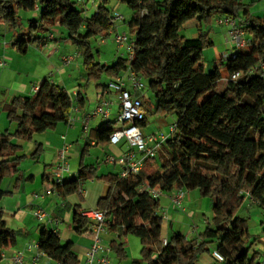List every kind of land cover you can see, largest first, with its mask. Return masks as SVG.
I'll list each match as a JSON object with an SVG mask.
<instances>
[{
  "label": "trees",
  "instance_id": "obj_1",
  "mask_svg": "<svg viewBox=\"0 0 264 264\" xmlns=\"http://www.w3.org/2000/svg\"><path fill=\"white\" fill-rule=\"evenodd\" d=\"M122 1L132 10L128 25L133 56L130 60L120 56L112 64L95 61L90 43V38L106 36L114 26L108 0H99L89 16L77 7L78 0H0V23L12 31L10 46L19 53L46 44L48 34L56 26L62 27L83 60L84 70L77 81L96 82L102 75L113 79L130 68L146 82L154 111L174 115L175 132L161 144L156 157L144 161L138 173L98 176L108 185L95 207L105 213L107 231L117 232L118 237L133 234L140 240L141 258L132 264H196L210 243L223 256L221 264H262L259 252L251 250L254 240L247 218L239 211L246 198L264 206V17L251 14L249 4L242 0ZM20 10L36 11V15L22 26ZM217 15L233 18L249 41L243 48L233 46L221 57L220 65L210 68L201 59L204 48L213 45L209 27ZM196 18L208 31L200 30L190 39L180 35L183 24ZM222 70L225 83L219 86ZM236 71L240 75L231 78ZM105 85L97 83L96 88ZM82 87L79 83L73 100L64 86L44 79L32 95H15L3 105L16 128L13 133L0 130V200L11 193L1 188L5 178L17 175L14 189L26 180L19 169L20 145L12 137L31 140L35 133L67 122L74 101L83 106ZM146 124L145 116L138 125ZM114 129V120H103L88 139L107 145ZM41 150L37 145L31 156ZM96 170L82 155L75 176L51 185L60 196L77 193L81 197L82 182L96 176ZM46 178L50 181L49 175ZM155 187L163 193L198 190L200 196L210 199L212 218L198 237L187 239L174 232L162 244L160 197L153 198L148 192ZM81 212L79 204L73 207L71 224L76 234L89 229ZM39 226L38 250L57 264H80L71 241L62 242L56 230ZM20 234L19 229L7 226L0 206V260L3 250L14 246ZM110 246L119 257L126 256L121 242L112 240Z\"/></svg>",
  "mask_w": 264,
  "mask_h": 264
},
{
  "label": "crops",
  "instance_id": "obj_2",
  "mask_svg": "<svg viewBox=\"0 0 264 264\" xmlns=\"http://www.w3.org/2000/svg\"><path fill=\"white\" fill-rule=\"evenodd\" d=\"M21 12L23 19L22 26H25L27 19L36 15V11L30 12L27 10H21ZM191 21H194V19H191ZM196 25H199V27H201L202 25L201 21L199 20L196 23ZM9 31L10 30L4 24L0 23V42H2L0 43L1 55H5V54L13 55V51L9 48L7 49L8 42L6 41V39ZM52 34H53V38L50 39L46 44L42 46H36V45L29 46L27 52L32 53L37 58H40L44 62H46L44 68L42 69V72L40 71V73L42 75L46 73L45 71H49L50 75L49 76L46 75L41 81H43L44 79H48L49 81L64 86L69 91L70 95L73 97L74 100L73 93L77 91L78 86L69 84V80L72 79L73 81L76 79L75 74L79 73V70L77 71V67L79 69V66L77 64L75 67L72 65H67L64 64V62L62 61V56L68 55L67 52L65 51L69 49L67 45L70 44L66 31L64 29H61L59 26H56L52 30ZM12 40H13V35L11 37L9 46ZM62 47L64 49L63 52H61ZM118 48L120 49L122 47L118 46ZM69 66H71L70 69L68 68ZM75 68H76V72H75ZM7 73H9V71L5 69L3 71H0V81L3 78L8 77ZM109 79L110 78L107 77L106 82ZM39 83L40 82H34L32 84L30 89L32 93H34L32 87L38 86ZM104 83L101 84L103 85ZM27 90L29 91L28 86L25 83H20L19 86H17V93L27 94L28 93ZM101 91L102 89L95 88L94 100L90 99L89 103L91 106L94 104L96 105V103L98 102L99 98L102 95L106 96V98L110 101L109 119L114 120L119 110L118 94L114 91H105L104 94H101L102 93ZM146 94L147 92L145 91L144 99ZM27 95H32V94H27ZM86 99L87 97H85L84 99L83 106H77L78 103L74 101V106L77 107L78 112L74 113V116L76 117L73 122L71 123L59 122L57 123L56 127L53 130L40 133L41 135L40 137H38L39 140H37V142H39L40 145L44 148V151L45 152L48 151L49 154L51 155L52 164L56 160V154L58 150L64 144H69L70 147L68 151V159L70 158L71 160H78V163L74 164L75 171L73 170L72 172L69 166L68 173L72 172L73 175L76 174L75 172L76 169H78L79 167L80 158L82 157V155H83V161L85 162L87 158L86 155L89 157L92 150H94L93 153L95 154V157L98 160L104 158L106 159V157L109 155L114 157H119L126 151L122 146V142L116 145H112L109 143L107 145H100L95 141L88 139L90 131L93 130L95 127H97L101 122H103V119H101L100 117H95L89 121L88 134L84 135L82 117L92 110L90 107H88ZM84 148L87 149L86 152H84ZM105 159L104 162L107 163L106 168H109L106 174L118 173L120 170V168L118 169L119 165L106 162ZM20 172L23 174L26 180L20 184V187L18 189H14V183L17 175H12L11 177H9L4 187H3V183L5 180L1 184V188L3 190H8L11 192L9 194H5L0 200V206L4 210V219L8 227L13 229H19L21 231V234L17 237L14 246L3 250L0 264H12L10 258L16 251H23L26 259H29L35 254L37 252L35 245L37 244V240H38V234L40 228L39 225H45L48 228H53L54 230H56L59 233L62 242L71 241L73 243V249L78 255L79 261L81 260L80 255L83 258L82 261H80V264H84L85 253L87 251V248L91 244V238L87 232L83 234H76L73 230V226L71 224L73 207L78 204L75 203V198H71L70 196L63 197L57 194V192H52L53 194H48V195L43 194L47 189H49L52 186L51 181H48L46 178L49 173L47 172V168L42 169V167L39 166H35L30 169L28 167L27 169L20 168ZM65 175L68 174L66 173ZM81 194H82L81 198L82 199L85 198L84 196L85 194L82 188H81ZM166 194L169 203H171L170 195L172 194V192ZM80 206L82 210L86 209L85 206L83 205ZM36 207H41L48 212L49 216L48 219L46 220L47 223L41 222L35 225L36 219L32 217L33 216L32 211ZM175 210L177 209H175L172 205L170 206L160 205L158 209V214L161 215L160 213H162L163 211L165 212L166 215V213L175 212ZM179 210H180L178 211L179 214H177L179 216L178 218L179 221H177V223L179 224L178 228L174 230L175 222L171 219L166 220L167 223L166 230L165 232H163V229L161 231L162 240L169 238L170 235L174 232H179L183 234L187 239H193L198 237V235L203 231L205 226L201 227L198 224H192V225L188 224L189 226H187V224L185 225V223L181 221L184 220V218L188 219L194 216L195 212L192 208H190V206H186V207L183 206V208ZM239 214L240 216L247 218L249 233L254 240L251 250L253 252L254 251L259 252V260L262 263L264 259V213L262 210V206H259L257 203L252 202L246 198ZM213 246L214 244L212 243L207 245V248H209V250L202 253L199 256L196 264H214L215 261L211 255V251L214 249ZM40 256H44V258H46L47 261L44 264H51V262L52 264H57L54 260L48 258L42 252Z\"/></svg>",
  "mask_w": 264,
  "mask_h": 264
},
{
  "label": "rangeland",
  "instance_id": "obj_3",
  "mask_svg": "<svg viewBox=\"0 0 264 264\" xmlns=\"http://www.w3.org/2000/svg\"><path fill=\"white\" fill-rule=\"evenodd\" d=\"M78 0L77 7L84 8V15L89 16L92 14L98 5V1L93 3L91 0H84L81 1ZM244 3L249 4V11L251 14L259 15L264 17V0H242ZM95 6V7H93ZM107 8L110 9L111 15L115 16L114 19V27L111 30V33L109 35H106L105 38L102 40V36H96L90 38V43L92 46V51L95 56V61L100 62L102 64H112L118 57L125 56L126 51L125 48H118L117 43L113 40V37L115 33H126L127 35V41L129 42L133 35L130 32V28L128 25V21L132 15V10L129 8V6L123 2L122 0H108ZM93 7V8H92ZM21 10L19 12V15H21ZM22 16V15H21ZM118 16V17H117ZM121 17V18H120ZM218 17H224V15L220 16H213L211 19V25L209 27V37L213 41L212 46H207L204 48L202 52V59L201 62L204 64L205 67L213 68L214 66H218L221 63V57H223L224 54H227L230 50H233V45L229 41L228 37V27L226 25H219L217 24V18ZM199 21V19H194V21H186L181 30L180 35L184 36L185 38H196L199 34V31H208V26L205 25V23L202 22L201 27L199 25H196V23ZM63 29L62 27H60ZM22 28H19L21 30ZM12 31L10 30L6 41L8 42L7 49H11L13 51V55L5 54L4 56L7 58V65L2 68L0 71H3L4 69L9 71L7 73L8 77L3 78L0 81V130H8V132L13 133L16 128V124L13 122H9L6 112L3 109V105L10 101V99L15 95H27V94H33L31 92V86L34 82H41V80L46 76L50 75L49 71H45L46 73L42 74V69L44 68V65L46 62H44L42 59L37 58L30 52L26 53H19L16 51L15 48H12L9 46L11 37H12ZM5 41V42H6ZM2 43V42H1ZM69 49H67V54L73 56V60L71 63L67 65L76 66V64L79 66V69L77 67V71L79 70V73L75 74V80L72 81V79L69 80V84L77 85L79 83H82L83 87L81 88L82 93L84 97H87V105L91 109H93L94 105H90L89 101L90 99L94 100V91L96 88L97 83H104L106 82V76L102 75L98 81H91L89 83H86V81H77V78L79 77L80 73L83 72L84 67L82 64V57L79 54L78 48L73 45L71 42L67 45ZM71 48V49H70ZM63 47L61 48V52H63ZM66 65V66H67ZM69 69L71 66L68 67ZM76 72V68H75ZM223 78L219 83V86H223L225 83V71L222 70ZM20 83H25L28 86L29 91L27 90L26 93H17V86H19ZM145 91L147 94L145 95L144 105L147 109L146 114V120L147 124L145 126H141V130L146 134H152V133H158V132H167L169 129V125L174 122V115H162L160 113H157L154 111V103H153V96L152 93L148 90V88H145ZM100 119V118H99ZM40 133H35L31 140H23L18 139L16 137H12V141L15 144L20 145L18 148V154L22 155L20 162V168H26L27 167L33 168L35 166H39L43 168H47V172L50 171L52 167L51 162V155L49 152H45L44 148L41 146L42 150L40 153L32 157V153L35 151L37 145L40 143L37 142L39 140L38 137H40ZM122 146L124 150H128V145L124 141L122 142ZM94 150H92L89 157L86 155V164H94L97 168L96 170V176L93 175L92 178H88L81 184V188L83 189L85 198L81 199L79 194H71L69 195L71 198H75V203H78L79 205L85 206L86 209H94L96 207V202L100 196H104L106 194L108 185L107 183L100 179L98 176L101 174H106L107 170L109 168H106L107 163L104 162V159H97L95 157V154L93 153ZM93 154V155H92ZM70 169L74 170L75 163H78V160H71L68 159ZM120 167L118 166V169ZM113 170V169H112ZM75 171V170H74ZM99 171V172H98ZM72 172L68 173V175H65L64 177H70L72 176ZM77 173V169L76 172ZM76 175V174H75ZM74 175V176H75ZM9 177L5 178L3 181V187L7 183V180ZM102 191V193H101ZM53 194V193H51ZM160 205L162 206H170L172 205L169 203L167 194L163 193L160 196ZM184 207L190 206L194 210V216L192 218H184V220H181L187 224H198L199 226H206V223L208 221H211L212 218V211H211V201L208 197H202L200 196L198 190H188L186 191V199L183 201L182 204ZM196 210V211H195ZM180 210H175V212L166 213V216L162 220V229L163 232L166 230V220H173L174 223V230L178 228L179 216L177 214ZM241 211V210H240ZM239 211V213H240ZM163 212V211H162ZM162 214V213H160ZM168 214V217H167ZM33 217V216H32ZM168 218V219H167ZM208 220V221H207ZM38 223H41L37 220H35V225ZM42 223H47V221H43ZM101 238L103 239V242L109 246V252L107 254V257L109 259V264H132V261L134 259H140V250H141V243L137 236L133 234H129L127 236H121L118 237L117 232H111L106 231V233L101 234ZM112 240H117V242H121L124 247V251L126 256L125 257H119L117 252L114 249H111L110 242ZM263 256V255H262ZM80 261H82V256L80 255ZM262 260V259H261ZM40 261V262H39ZM38 261V264H44L47 260L44 258V256H40V260ZM141 261V260H140ZM85 262V261H84ZM260 262V260H259ZM52 264V262H51ZM141 264H146L144 261H141Z\"/></svg>",
  "mask_w": 264,
  "mask_h": 264
},
{
  "label": "built area",
  "instance_id": "obj_4",
  "mask_svg": "<svg viewBox=\"0 0 264 264\" xmlns=\"http://www.w3.org/2000/svg\"><path fill=\"white\" fill-rule=\"evenodd\" d=\"M84 1V0H81ZM93 3L99 0H91ZM118 17V16H117ZM116 17L113 16V20ZM121 18V17H120ZM217 24L226 25L228 29V37L230 43L236 48H243L248 45V38L246 31L236 23V21L229 17H218L216 19ZM264 20V18H263ZM111 31L109 32V34ZM108 34V35H109ZM48 38L52 39V31L48 34ZM105 36H102V40ZM113 40L117 43L119 47H124L126 54L124 57L129 60L133 56V38L128 42L126 33H115ZM1 43V42H0ZM73 60V56L64 55L62 56V61L64 64H69ZM7 65V58L0 54V70ZM240 75L239 71L234 72L231 78H236ZM147 88V84L144 79L135 73L130 68L126 69L120 73L116 78L109 79L106 85L102 88V93L105 91H114L118 94L119 98V110L114 118L115 129L109 136V144L116 145L121 142H126L128 145V150H126L119 157L107 156L105 161L109 163L118 164L120 166L119 176L126 177L129 173H138L144 164V161L149 158H154L158 154V149L161 144L175 132L176 125L171 123L167 132H158L152 134H146L141 130L138 125L146 116V108L144 105V92ZM33 91L37 90V86L32 87ZM74 94V99H76V92ZM110 101L106 96L102 95L93 109L82 117L83 132L84 135L88 134L89 121L95 117H100L103 120H110L109 112ZM78 109L76 106L72 109V114L69 115L68 123L75 120L74 113H77ZM69 144H64L56 154V160L52 164V167L48 173L51 183L60 181L67 172H69V162H68V151ZM55 192L53 185L47 189L43 194H51ZM149 194L153 198H159L163 192L155 187L148 189ZM186 197V190L183 188L175 190L170 195V202L175 209L183 208V201ZM250 200V199H249ZM255 202L253 200H250ZM256 203V202H255ZM264 213V206L262 207ZM88 223L89 229L87 233L90 235L91 244L87 248L85 253L84 264H109V259L107 254L109 252V246L103 242L101 238L102 233H106L107 228L105 224V213L96 208L94 209H83L81 212ZM33 217L39 221L43 222L48 219V212L41 208L36 207L32 211ZM164 219L165 212L161 214ZM167 240L163 239L162 244H166ZM37 252L26 259L23 251H16L11 256L12 264H38L41 251L38 250L37 244L35 245ZM211 255L214 259V264H221L224 262L223 256L215 249L211 251ZM264 264V259L262 261Z\"/></svg>",
  "mask_w": 264,
  "mask_h": 264
}]
</instances>
